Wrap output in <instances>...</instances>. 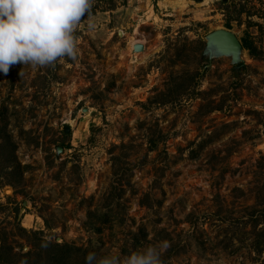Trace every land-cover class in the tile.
<instances>
[{
  "label": "rangeland",
  "instance_id": "obj_1",
  "mask_svg": "<svg viewBox=\"0 0 264 264\" xmlns=\"http://www.w3.org/2000/svg\"><path fill=\"white\" fill-rule=\"evenodd\" d=\"M220 28L252 44L239 68L203 55ZM74 37L0 73V244L264 264V0H94Z\"/></svg>",
  "mask_w": 264,
  "mask_h": 264
},
{
  "label": "clouds",
  "instance_id": "obj_2",
  "mask_svg": "<svg viewBox=\"0 0 264 264\" xmlns=\"http://www.w3.org/2000/svg\"><path fill=\"white\" fill-rule=\"evenodd\" d=\"M94 0H0V73L10 65H53L59 58L75 59L74 32ZM151 246L121 261L117 255L89 253L85 264H161L162 250Z\"/></svg>",
  "mask_w": 264,
  "mask_h": 264
},
{
  "label": "trees",
  "instance_id": "obj_3",
  "mask_svg": "<svg viewBox=\"0 0 264 264\" xmlns=\"http://www.w3.org/2000/svg\"><path fill=\"white\" fill-rule=\"evenodd\" d=\"M225 27L230 28L231 23L229 20L225 21ZM242 48L246 49L251 55L252 52H254V49L252 47V44L247 39H241L239 40ZM258 237L256 238L257 241L256 244L259 247V251L264 246V229L261 231ZM53 251L50 253L49 258V264H69L70 260L73 257V254L80 251L79 248L74 247L69 244H54L53 245ZM12 248L9 245H6L5 243L0 244V264H39L38 261L35 259V262L33 260H30L27 258V254H17L12 253Z\"/></svg>",
  "mask_w": 264,
  "mask_h": 264
},
{
  "label": "water",
  "instance_id": "obj_4",
  "mask_svg": "<svg viewBox=\"0 0 264 264\" xmlns=\"http://www.w3.org/2000/svg\"><path fill=\"white\" fill-rule=\"evenodd\" d=\"M242 50V45L237 36L229 29L220 28L210 32L206 36L203 55L208 59L220 56L229 57L234 67L239 68L240 63L242 62ZM133 51H143V45L141 43H135ZM62 149L63 147L58 145L56 147L57 154L60 153Z\"/></svg>",
  "mask_w": 264,
  "mask_h": 264
},
{
  "label": "bare ground",
  "instance_id": "obj_5",
  "mask_svg": "<svg viewBox=\"0 0 264 264\" xmlns=\"http://www.w3.org/2000/svg\"><path fill=\"white\" fill-rule=\"evenodd\" d=\"M205 1H206V0H205ZM135 43H136V40L133 39V41L131 42L132 47L135 45Z\"/></svg>",
  "mask_w": 264,
  "mask_h": 264
}]
</instances>
